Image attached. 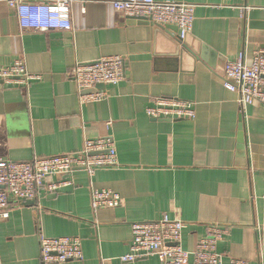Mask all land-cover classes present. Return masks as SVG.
<instances>
[{
  "label": "crops",
  "instance_id": "0c3cea01",
  "mask_svg": "<svg viewBox=\"0 0 264 264\" xmlns=\"http://www.w3.org/2000/svg\"><path fill=\"white\" fill-rule=\"evenodd\" d=\"M113 1L76 3L68 32H24L0 5V65L22 59L43 77L28 88L0 82V159L77 153L109 137L119 162L92 179L84 170L56 176L65 183L57 192L44 188L34 204L12 206L0 223V264H43L41 238L64 237L82 240L83 260L62 264H162L123 258L131 225L163 216L185 224L187 251L220 224L229 227L224 264H264V106L242 107L222 80L226 62L245 54L251 63L264 46V0H157L196 7L183 42L171 28L126 18ZM112 56L124 58L125 79L102 88L106 100L83 104L71 70ZM157 98L193 102L195 120L149 118ZM93 190L120 194L122 205L94 211Z\"/></svg>",
  "mask_w": 264,
  "mask_h": 264
},
{
  "label": "built area",
  "instance_id": "2783aa9c",
  "mask_svg": "<svg viewBox=\"0 0 264 264\" xmlns=\"http://www.w3.org/2000/svg\"><path fill=\"white\" fill-rule=\"evenodd\" d=\"M81 0H0L18 18L22 31H72V9ZM114 9L126 18L145 19L155 26H175L183 42L191 34L195 20V6L183 2L157 0H114ZM80 92L83 104L101 102L108 93L100 86H116L125 79V62L120 56L105 57L92 63H76L70 72ZM31 73L22 59L0 65V82L8 87L28 88L42 81ZM223 86L239 96L242 107L260 103L264 106V46L248 63L245 54L235 62H226ZM146 115L154 120H195V104L176 98H157ZM119 166L117 148L111 138L88 139L77 153L35 158L30 162H11L0 159V223L8 220L12 206L35 201L44 188L55 193L65 185L56 176L72 175L84 170L90 179L103 168ZM122 196L111 190H93L94 211L116 209ZM185 224L168 216L152 222L131 225L130 252L123 260L134 262L142 257H159L162 264H224L220 243L229 235V227L212 224L199 240L195 250L182 246ZM43 264H62L82 261V240L78 237L41 238ZM231 264H247L232 260Z\"/></svg>",
  "mask_w": 264,
  "mask_h": 264
},
{
  "label": "water",
  "instance_id": "95a60500",
  "mask_svg": "<svg viewBox=\"0 0 264 264\" xmlns=\"http://www.w3.org/2000/svg\"><path fill=\"white\" fill-rule=\"evenodd\" d=\"M160 27L171 28V30L178 31V29H177L175 26H160ZM98 88L102 89V88H104V86H100V87H98ZM242 136H243V135H242ZM243 148H244V146L242 145L241 149H243ZM28 204H34V202L31 201V202H28Z\"/></svg>",
  "mask_w": 264,
  "mask_h": 264
}]
</instances>
